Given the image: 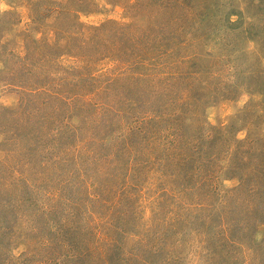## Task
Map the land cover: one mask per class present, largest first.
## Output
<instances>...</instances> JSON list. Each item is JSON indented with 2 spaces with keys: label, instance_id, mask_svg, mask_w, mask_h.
I'll list each match as a JSON object with an SVG mask.
<instances>
[{
  "label": "rangeland",
  "instance_id": "374dc122",
  "mask_svg": "<svg viewBox=\"0 0 264 264\" xmlns=\"http://www.w3.org/2000/svg\"><path fill=\"white\" fill-rule=\"evenodd\" d=\"M261 71L264 0H0V264H264Z\"/></svg>",
  "mask_w": 264,
  "mask_h": 264
},
{
  "label": "trees",
  "instance_id": "16d2710c",
  "mask_svg": "<svg viewBox=\"0 0 264 264\" xmlns=\"http://www.w3.org/2000/svg\"><path fill=\"white\" fill-rule=\"evenodd\" d=\"M261 74L263 75L264 72L261 71ZM262 84H263V88L259 89V92H253V93H258V94H263L264 95V79L261 80ZM251 85H255V90H256V80H252ZM262 90V91H261ZM252 93V94H253ZM63 96V95H61ZM59 96V97H61ZM264 142V141H262ZM255 142L253 141H248V138L245 139H240L234 140V145L231 149L227 148L225 149L224 152H222V157L225 160V162L227 163L228 160H230L232 157L235 156V161L233 163V166L231 168V170L228 169V174H233V170L239 171V168H243L247 171L246 175L245 174H240L241 176H228L225 179L226 180H230V179H237L238 183L237 184H242L245 181H249V174H257V176H259V180H261V186L264 185V161L263 162H259L258 158H262L264 157V145L261 146V148L258 147H254L252 146ZM216 160L215 157H209L208 159H205V164L207 166H209L211 168V163L210 162H214ZM264 160V159H263ZM209 161V162H208ZM220 161V160H219ZM224 162V163H225ZM230 164V163H229ZM229 165L225 164H219V167L222 168L224 171H226L227 167ZM230 167V166H229ZM210 168H206V170H211ZM258 180V178H255ZM253 180V179H252ZM260 186V187H261ZM230 188H224L222 190V192L220 193L219 197L220 199H224L226 200V198L228 197V192L230 191ZM248 190L250 192H253L255 190L254 186H251L248 188ZM264 190V189H263ZM262 210L260 211L261 217L260 219H264V203L262 204ZM254 211H252L251 216H253ZM263 221V220H260Z\"/></svg>",
  "mask_w": 264,
  "mask_h": 264
}]
</instances>
